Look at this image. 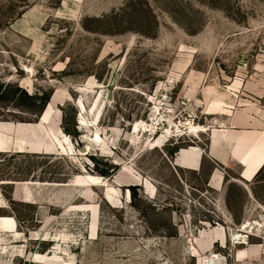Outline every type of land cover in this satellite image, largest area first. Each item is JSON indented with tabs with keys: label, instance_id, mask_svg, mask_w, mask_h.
Listing matches in <instances>:
<instances>
[{
	"label": "rangeland",
	"instance_id": "obj_1",
	"mask_svg": "<svg viewBox=\"0 0 264 264\" xmlns=\"http://www.w3.org/2000/svg\"><path fill=\"white\" fill-rule=\"evenodd\" d=\"M0 123V264H264V0H0Z\"/></svg>",
	"mask_w": 264,
	"mask_h": 264
},
{
	"label": "bare ground",
	"instance_id": "obj_2",
	"mask_svg": "<svg viewBox=\"0 0 264 264\" xmlns=\"http://www.w3.org/2000/svg\"><path fill=\"white\" fill-rule=\"evenodd\" d=\"M134 128H135V131L138 132L139 130H142V131L143 130H147L148 127L146 125L142 124V123H136ZM188 130L191 133H199V132H205L207 130V128L203 127V126H193V125H191ZM0 132L13 133L14 132L13 124H11V123H0ZM213 137L215 139L217 137L218 138H222V137L228 138V136H226L223 133H220L219 131H216V130L213 131ZM63 138H64L65 142L68 143L70 149H72V145L69 142L68 138L66 136H64V135H63ZM234 139L235 138H233V137L228 138V143L232 144ZM96 140H97L98 143H101V145L103 147H105L104 141H102V139L99 136H96ZM248 142H249V140L247 139V137L243 136L242 138H240L238 140L237 147H235V149L233 151L235 153V155L238 156V154H242L245 157L249 156L250 154L248 152V148L246 147L249 144ZM9 143H10V141H8L7 138L4 139V137L0 136V149H4L5 147H7L9 145ZM250 145H251V143H250ZM40 149H41L40 145H36L34 143H31V150L32 151L40 150ZM64 150L66 151V149H64ZM36 152H38V151H36ZM180 156H181V162L183 164H187V165L193 166V167H198L199 156H200L199 151H197L195 149H189V150L182 149L181 153H180ZM245 163H246V161H245ZM262 165H264V153L259 158L258 163L255 165L254 170L252 172L258 170ZM249 175L250 174L247 173V177H249ZM211 178H212L211 180H212V185L213 186H215V187L222 186L223 177H222V174L219 171L214 172L212 174ZM95 214H96V211H95ZM1 223L5 224V225H8V226H10V227H12L14 229L16 228V225H17V222H16V220L14 218H3ZM223 238L224 237L222 236L221 239L224 242ZM33 260L35 262H37V263H42V264H54V261H57V258L56 257L49 258L47 255L37 254V255H35L33 257Z\"/></svg>",
	"mask_w": 264,
	"mask_h": 264
},
{
	"label": "crops",
	"instance_id": "obj_3",
	"mask_svg": "<svg viewBox=\"0 0 264 264\" xmlns=\"http://www.w3.org/2000/svg\"><path fill=\"white\" fill-rule=\"evenodd\" d=\"M210 159H212L213 161H215V162H217V163H219V164H222L221 161H219L218 158H216V157L211 153V151H210ZM228 163H229V161H228ZM228 163H227V164H228ZM227 164H226V165H227ZM222 165H223V164H222ZM4 232H5V231H4Z\"/></svg>",
	"mask_w": 264,
	"mask_h": 264
},
{
	"label": "trees",
	"instance_id": "obj_4",
	"mask_svg": "<svg viewBox=\"0 0 264 264\" xmlns=\"http://www.w3.org/2000/svg\"><path fill=\"white\" fill-rule=\"evenodd\" d=\"M64 131H65V133H67L68 135H73L74 137H77L76 135V133H73L72 131H70V130H68L67 129V127H65V125H64ZM113 169V168H112Z\"/></svg>",
	"mask_w": 264,
	"mask_h": 264
},
{
	"label": "water",
	"instance_id": "obj_5",
	"mask_svg": "<svg viewBox=\"0 0 264 264\" xmlns=\"http://www.w3.org/2000/svg\"><path fill=\"white\" fill-rule=\"evenodd\" d=\"M176 167H179L178 165H175Z\"/></svg>",
	"mask_w": 264,
	"mask_h": 264
}]
</instances>
